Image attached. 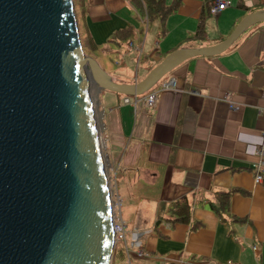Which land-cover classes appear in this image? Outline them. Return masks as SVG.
Instances as JSON below:
<instances>
[{
	"label": "crops",
	"instance_id": "1",
	"mask_svg": "<svg viewBox=\"0 0 264 264\" xmlns=\"http://www.w3.org/2000/svg\"><path fill=\"white\" fill-rule=\"evenodd\" d=\"M212 1L181 0L161 21L136 0H85L78 26L95 49L85 50L113 80L131 83L168 53L215 44L246 14L264 9V0H230L212 14ZM199 26L203 36L195 37ZM117 33L118 41H111ZM171 78L173 87L160 88L159 82L152 88L157 90L152 106L145 103L148 92L128 103L123 95H109L113 114L100 103L106 156L117 169L114 141L121 139V147L126 142L132 112L135 123L132 154L114 172L127 184L116 186L115 196L120 212L122 195L137 200L131 220L125 212L121 216L130 235L139 233L145 257L137 258L130 248L117 263L264 264V166L255 170L264 160V21L248 27L221 54L182 62L161 82ZM195 89L199 94L191 93ZM230 189L235 191L229 212L217 216L209 197ZM185 200L189 221L174 222L173 206Z\"/></svg>",
	"mask_w": 264,
	"mask_h": 264
},
{
	"label": "water",
	"instance_id": "2",
	"mask_svg": "<svg viewBox=\"0 0 264 264\" xmlns=\"http://www.w3.org/2000/svg\"><path fill=\"white\" fill-rule=\"evenodd\" d=\"M223 40L168 53L139 81L117 82L80 40L74 0H0V264H111L113 200L92 86L135 99Z\"/></svg>",
	"mask_w": 264,
	"mask_h": 264
},
{
	"label": "rangeland",
	"instance_id": "3",
	"mask_svg": "<svg viewBox=\"0 0 264 264\" xmlns=\"http://www.w3.org/2000/svg\"><path fill=\"white\" fill-rule=\"evenodd\" d=\"M91 94H92V98H93L94 111H95V116H96V120H97V128H98V134H99V142H100L101 151H102V155H103V161H104V165H105V169H106V175H107L111 195H112V198L114 199V198H116V196H115L116 195V186L120 187V185L122 184L121 183L122 179H120V180L118 178L116 179L115 173L117 171H120V168H122V165H121L122 158L124 160L132 154V147H133V144L135 143V132H133V129L135 126L134 114H133V112H132V115L130 114L132 119H130L129 126L127 127L130 130H126V131L130 132L129 135H127V137H126V142L124 141L123 145L121 147V142H122L121 139L117 138V140L114 141L115 158L119 161V164H120V168L117 169L116 163L112 164L111 161L109 162L108 157L106 156L105 145H104V135H103V125H102L103 110L100 107V103H101V105L105 109V113H107V114L112 113V112L109 113L110 106L108 105L109 103L106 100V97H108L109 95H115V94L113 92H110L107 90H101L99 92L97 90V88L94 86H92V88H91ZM98 100H100V102ZM123 105H125V104H122L121 106H123ZM131 135H132V139H131ZM120 147H121V150H120ZM126 184L127 183L124 180L122 185H126ZM121 200H122L121 212L123 215L125 212L126 213V219L131 220V217H128V216H132L134 214V210L130 207L133 206V204L135 205L137 203V200L134 199L132 196H129V195H122ZM128 231H129V229H128ZM131 237H132V234L130 235V233H128V239L129 240L131 239ZM131 249H132V247H131ZM136 249L137 248H134V250H136ZM116 251H119V252L122 251L123 252L121 243H118L117 247L115 246L114 253H113V256L111 259V264H119V263H117V261L114 257ZM126 263H127V261H125L123 264H126Z\"/></svg>",
	"mask_w": 264,
	"mask_h": 264
},
{
	"label": "trees",
	"instance_id": "4",
	"mask_svg": "<svg viewBox=\"0 0 264 264\" xmlns=\"http://www.w3.org/2000/svg\"><path fill=\"white\" fill-rule=\"evenodd\" d=\"M136 1L144 5L143 7H145L147 14L150 18L157 17L160 18L161 21H163L169 13L176 10L181 0H173V2L170 3L169 5L165 4L163 0H136ZM74 5L76 9V14L79 17L82 11L84 10L85 0H74ZM210 5L211 3L208 5V8L210 7ZM120 34L121 33L115 34L111 38V41H118ZM196 36L198 37L203 36V31L201 29V26H199V29L196 31L195 37ZM80 40L84 49L89 50L90 52L95 51V49L91 46L89 39L84 37L81 29H80ZM234 191L235 189H230V190L217 191L212 193L208 200L209 208L213 212H215L217 216L223 217V214L229 212V199ZM190 206L188 205V202L186 200L179 203H175V205L173 206V210L171 211L172 215L174 216L173 221L188 222L190 218ZM233 218L235 220H243L234 216ZM121 252L122 251L115 252L114 257L116 261L122 259ZM261 262L264 263V255L261 257Z\"/></svg>",
	"mask_w": 264,
	"mask_h": 264
},
{
	"label": "built area",
	"instance_id": "5",
	"mask_svg": "<svg viewBox=\"0 0 264 264\" xmlns=\"http://www.w3.org/2000/svg\"><path fill=\"white\" fill-rule=\"evenodd\" d=\"M230 0H213L211 2V5L209 7V10L212 14H218L225 8L229 7ZM162 80V79H161ZM159 81L161 83L160 88H170L174 85V79H168L166 81ZM158 82V83H159ZM191 93L193 94H199V90H191ZM157 90H151L146 94L145 103L148 106H152L155 103ZM123 102L128 103L130 102V99L126 96L123 98ZM231 108H234L235 105L230 104ZM262 153V149H257V154L260 155ZM262 166H264V160L260 158L258 163L255 166V170L258 171ZM261 180V175L257 173L255 175V181L259 182ZM113 200V230H114V237H115V246L117 247L118 243H121L123 252L129 256L130 255V248H137L135 250V256L137 258L145 257L144 252L139 250L141 243L139 239V233H132V237L130 240H128V231L125 224V221L123 220L120 212V201L117 198H112ZM128 264H132L131 261L128 259Z\"/></svg>",
	"mask_w": 264,
	"mask_h": 264
},
{
	"label": "flooded vegetation",
	"instance_id": "6",
	"mask_svg": "<svg viewBox=\"0 0 264 264\" xmlns=\"http://www.w3.org/2000/svg\"><path fill=\"white\" fill-rule=\"evenodd\" d=\"M149 91H150V90H149ZM149 91H148V92H149ZM126 97H128V96H126ZM128 98H129V97H128Z\"/></svg>",
	"mask_w": 264,
	"mask_h": 264
}]
</instances>
